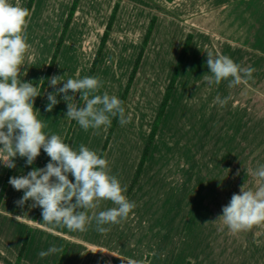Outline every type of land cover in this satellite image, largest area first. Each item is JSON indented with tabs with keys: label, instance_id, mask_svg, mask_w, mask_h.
Instances as JSON below:
<instances>
[{
	"label": "rangeland",
	"instance_id": "374dc122",
	"mask_svg": "<svg viewBox=\"0 0 264 264\" xmlns=\"http://www.w3.org/2000/svg\"><path fill=\"white\" fill-rule=\"evenodd\" d=\"M71 1L36 3L26 28L31 48L20 69L22 82L39 87ZM10 2L24 7L26 0ZM115 3L117 14L92 76L102 82L96 94L106 92L120 98L149 21L156 18L123 106L128 122L121 125L117 120L107 145L110 174L122 187L130 184L132 177L128 182V173L136 169L183 42L187 34L193 38L145 166L131 189L135 187L133 202H144L143 222L138 218L134 222L132 216L126 225L124 220L102 225L107 231L100 233L93 218L85 231H79L80 236L87 242L118 251L127 250L124 244L133 237L135 249L130 250L134 253L142 251L140 246L144 248V262L150 264H186L187 261L189 264H264V223L233 234L218 220L222 208L229 204L233 194H240L242 186L244 190L257 189V178L252 173L264 165V58L250 47L243 48L242 42L252 44L253 35L240 32V28L247 32L253 29L254 3L241 7L234 2L226 9L210 8L203 12L196 9L190 15L187 11L171 10L168 0H79L36 109L38 119L46 124L45 134L61 136L73 150L78 151L83 144L99 153L108 128L85 131L74 121L64 139L71 119L67 117L64 95L57 93L68 79L86 77ZM245 12L249 18H244ZM209 52L213 56H228L242 68H254L252 78L235 87H229L231 78L219 85H209L204 78L210 75ZM258 57L260 65L256 64ZM53 77H60L55 88L49 85ZM48 94H57L58 103L51 112L45 110ZM79 94L67 93L76 104ZM217 97L227 99V103L221 106L215 102ZM84 103L82 100L80 107ZM46 157L41 149L37 169ZM18 166L10 178L27 174L26 158H21ZM6 172L7 167L0 163V188ZM138 193L143 197L138 198ZM23 195V191H16L8 181L0 209L21 214L16 202ZM113 207L116 205L111 201L100 203L95 212ZM21 208L25 216L27 209L33 210L32 201L25 202ZM91 214L89 211V217H93ZM5 223L11 231L14 228L13 235L18 227L21 229L12 220ZM63 230L68 232L67 227ZM29 234L33 239L36 233L28 228L24 237ZM46 234L40 230L35 236L40 242L38 253L51 247L53 239ZM97 255L87 249L75 250L68 264H98ZM36 260V264H44L45 257Z\"/></svg>",
	"mask_w": 264,
	"mask_h": 264
},
{
	"label": "clouds",
	"instance_id": "9594fccd",
	"mask_svg": "<svg viewBox=\"0 0 264 264\" xmlns=\"http://www.w3.org/2000/svg\"><path fill=\"white\" fill-rule=\"evenodd\" d=\"M30 17L28 8L10 0H0V163L15 168L14 160L19 156L26 158L30 166L43 149L50 157L45 168L33 169L27 175L9 179V184L16 191L24 193L16 202L18 206L31 200L33 206L41 208L43 222L53 226L49 231L56 226H65L69 230L83 232L94 218L96 230L104 233L107 229L102 225L119 223L136 205L124 195L126 188L110 174L108 161L96 151L83 144L78 151L73 150L61 136L45 134L46 124L38 119L39 112L34 111V100L41 95L43 81L38 87L19 78L21 66L31 48L26 36ZM207 67L210 75L204 78L209 85H219L231 78L229 87L247 83L255 71L254 68H242L228 56H213L211 52L207 54ZM59 84L60 77L49 81L53 88ZM101 87L102 82L98 78L84 77L70 78L58 89L57 94H63L67 102V117L85 131L102 126L107 130L115 117L120 118L121 125L128 122L124 118L123 101L106 92L96 94ZM69 91L81 93L85 102L83 107L73 102V97L67 95ZM57 94L47 95V112H51L58 103ZM215 102L223 106L227 99L217 97ZM69 174L74 177V183L68 179ZM252 175L257 178V189L244 190L242 186L240 194H233L229 204L222 208L223 214L218 219L233 234L264 223V165ZM101 201H111L116 207L89 217L88 210L99 207ZM61 250L51 246L47 251H41L39 256L43 258ZM129 264L140 262L129 260Z\"/></svg>",
	"mask_w": 264,
	"mask_h": 264
},
{
	"label": "crops",
	"instance_id": "0c3cea01",
	"mask_svg": "<svg viewBox=\"0 0 264 264\" xmlns=\"http://www.w3.org/2000/svg\"><path fill=\"white\" fill-rule=\"evenodd\" d=\"M14 1H17V0H14ZM162 1L166 2L167 0H162ZM168 1L170 2L168 6H170L171 10L176 9L181 12L187 11L186 13L190 15H192V11L193 10L196 11V9H199L200 12H203L210 8L226 9L228 7V4L234 3V2H237V4L241 7H243L242 5H248V4L254 3V12H251L252 16L255 17L254 23L252 22L253 29H251L250 32H247L246 29L240 28V32L242 34L251 33L253 35L252 44L248 46V45H245V42H242L241 45L243 46V48L250 47L252 50H256L257 55L259 57L262 56L264 58V0H168ZM37 2H39V0L34 1V4L30 12L31 14ZM243 16L244 18L250 17L249 13L247 12L243 13ZM259 57L257 58V62H256L257 65H260ZM257 81L260 82V80H257ZM108 147L109 146H107L106 152L104 153V156H103V158L106 160H107V154H108L107 151L109 150ZM46 158H47L46 160H43L42 162H40L41 168H38V169L45 168L46 165L50 162V157L47 156ZM20 159L21 157H19L16 162V167L13 170L14 172L18 170V167H19L18 164H19ZM39 160L41 161V159L36 158L33 164L28 166L27 173L32 171L33 169H37V161ZM1 166H3L4 168L6 167L3 163H1ZM110 168H111V165H109V169ZM110 172L112 171L110 170ZM132 174H133L132 172L128 173V176H127L128 182L131 179ZM68 179L71 182H73L74 180L72 176H68ZM124 187L126 188V192L124 193V195H126L127 199L130 202H133L135 187L129 193H127L128 186L124 184ZM138 189L139 188H136V190ZM137 196L138 198H140V197H143V194L141 193L140 195L138 193ZM74 202L75 201L73 200V203ZM108 202L109 201H101L100 203L105 205V204H108ZM135 205H136L135 208L132 210V212L129 213L128 217L125 219H122V221L124 220L123 222L125 225L128 220L130 221V219H132V216H133L134 222H136L137 218L138 220H141L142 218L141 215L144 211V208H143L144 202L142 204L139 200H137V203L135 202ZM19 207H20L19 211L21 214H17L14 212L7 213L0 209V216H3V220H4L0 222V264H14L15 258L18 254L22 241L25 238L24 232L28 228L31 229V232H34L36 234L40 232V230H44L47 233L46 236L53 239V241L51 242V246H56L61 249L63 247V249L60 252L46 256L45 261L43 260L44 264H56V262H59V264H68L70 262L71 255L73 254L75 250L83 251L84 249H87L89 251H92L93 253L98 254L97 255L98 264H100L102 261H103V264H129V260L138 261L140 262V264H150V262L149 263L144 262L145 252L144 253L142 252L144 248L140 246L139 249H142V251L134 252V253L130 250V249H133V250L135 249L133 237L132 238L130 237L128 241L125 242L124 244V246L127 247L129 250L127 249L125 251H121V250L118 251L117 249H114V248L109 250L103 246L96 245V244L87 242L86 240H83V238L79 234V231H73V233H71L69 229H68V232L67 230H63L65 226L62 227L61 229L58 228V226H56L53 231H49L48 229L53 226L48 225L43 222V217L41 215L42 213L41 208L39 210V213L36 219H33L36 206H33V210L30 209V212H28V209H27V212H25V216H22L23 210L21 206ZM89 211L92 213L91 215L93 217L97 215V213L95 212V209L88 210V213H87L88 215H89ZM11 220L14 221L15 223H18L19 226H21V229L20 227H18L16 235L15 234L13 235L14 228L11 231L10 229L11 227L7 226L8 224L5 223V221L9 222ZM93 221L96 222L95 219ZM141 222H143V220H141ZM36 234L35 236L37 237ZM35 236L33 237V239H31V234L28 235L27 243L22 253L19 264H36L37 262L36 257H39L37 247L39 246L40 242L35 240Z\"/></svg>",
	"mask_w": 264,
	"mask_h": 264
},
{
	"label": "trees",
	"instance_id": "16d2710c",
	"mask_svg": "<svg viewBox=\"0 0 264 264\" xmlns=\"http://www.w3.org/2000/svg\"><path fill=\"white\" fill-rule=\"evenodd\" d=\"M34 1L35 0H26V3H25L24 7L28 8L29 11H31L32 6L34 4ZM78 1L79 0H72L70 5H69L68 12L66 14L65 21L63 23L62 29H61L60 34L58 36L57 42L55 44L53 53L50 56V59L48 61V64L46 66V69H45L44 74H43L42 79H41V81H43V84L41 86V93H40L41 95L36 97L35 100H34V111H36V109H37V107L39 105V101H40V99H41V97L43 95V92L45 90L46 84H47V82L49 80V77H50L51 72L53 70V67L55 65L56 59L58 57L61 45H62L64 37H65V34H66L67 30H68L69 24H70L73 16H74ZM117 10H118V4L115 3L113 8H112V10H111L108 22H107V24H106V26H105L102 34H101L100 40L98 42V48H97V50L95 52L94 58L92 60L91 66H90V68H89V70L87 72L86 77H92L93 76L95 67H96V65L98 63L99 57L101 55V52H102V50H103V48L105 46L109 31H110L111 26H112V23L115 20V17H116V14H117ZM155 21H156L155 17H152L150 19V21H149L148 27H147V29L145 31L144 36H143V40H142V43H141L140 50L138 52L137 57L135 58V60L133 62V65H132V68H131V70H130V72L128 74L125 86H124V88H123V90L121 92V96H120L119 99L121 101H123V106L125 104V100H126L128 91H129V89H130V87H131V85L133 83L134 77H135V75L137 73V70H138V68L140 66L142 55H143L144 49L146 47V44H147V42H148V40H149V38L151 36V33L153 31V28H154V25H155ZM191 38H192V36L190 34H187V36H186V38H185V40L183 42L182 48H181L180 52L178 53L176 62L174 64V66H173V69H172V72H171V75H170V78L168 80L167 85L165 86L161 101H160V103H159V105L157 107L154 119H153L152 124L150 126L149 133L147 134L144 146L142 148V151H141V154H140L137 166H136V169H135V171H134V173L132 175V179H131L130 184L128 186V192L131 191V189L133 188L134 184L136 183V181H137V179H138V177L140 175V172L142 170V167L144 165V162H145V160H146V158H147V156L149 154L150 148L152 146V143L154 141V138H155L157 130H158V126H159L160 121H161V119H162V117L164 115L166 106H167L168 101H169V99L171 97V94L173 92L175 82L177 80V77L179 75V72L181 70L183 62L185 60L186 54L188 52L189 45H190V42H191ZM81 102H82V98H81V93H80L78 101H77V105L79 107H80ZM117 120H118V117L112 118L111 127L108 128L106 136H105V139H104V141H103V143H102V145L100 147L99 153H98V155L101 158H103L104 152H105L106 147H107L108 142H109V138H110V136H111V134L113 132L114 127L116 126ZM73 122H74V120H70V124H69L70 126L68 127V130L66 131L64 139H67V137L69 135L70 128H71ZM18 158H19V156H17L15 158V160H14L15 165H16V162H17ZM13 170H14V168H8L7 167V172H6V175H5V178H4L3 185L0 188V201H1L2 197H3L4 191H5V187H6L7 183H8V181H9V178H10ZM39 210H40V208L38 206H36V209H35V212H34V215H33V219H36V217H37V215L39 213ZM81 211H82V209H81ZM70 232L73 233L72 230H70ZM27 239H28V236H26L23 239L22 244L20 246V249L18 251V254H17L16 258H15L14 264H19L21 256H22V253H23V251L25 249V246H26V243H27ZM100 264H103V261ZM186 264H189L188 261L186 262Z\"/></svg>",
	"mask_w": 264,
	"mask_h": 264
}]
</instances>
